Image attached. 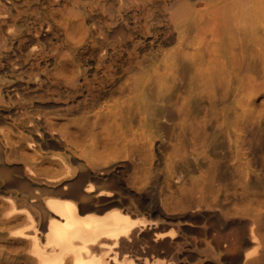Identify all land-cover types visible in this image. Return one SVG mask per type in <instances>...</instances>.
Here are the masks:
<instances>
[{
  "label": "bare ground",
  "instance_id": "6f19581e",
  "mask_svg": "<svg viewBox=\"0 0 264 264\" xmlns=\"http://www.w3.org/2000/svg\"><path fill=\"white\" fill-rule=\"evenodd\" d=\"M247 1L0 0V264H259L262 212L210 200L217 177L161 206L185 153L148 102L183 20L229 3L247 27Z\"/></svg>",
  "mask_w": 264,
  "mask_h": 264
},
{
  "label": "rangeland",
  "instance_id": "374dc122",
  "mask_svg": "<svg viewBox=\"0 0 264 264\" xmlns=\"http://www.w3.org/2000/svg\"><path fill=\"white\" fill-rule=\"evenodd\" d=\"M246 9L241 29L229 3L196 7L183 20L177 44L167 47L165 62L152 69L148 102L158 152L167 158L181 146L185 153L173 165L175 178L161 187V206L194 201L188 193L217 177L208 198L231 213L261 210L264 227V0H248ZM131 122L126 115L124 128Z\"/></svg>",
  "mask_w": 264,
  "mask_h": 264
}]
</instances>
